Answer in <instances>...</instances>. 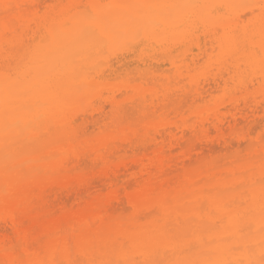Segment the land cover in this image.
<instances>
[{
  "label": "bare ground",
  "instance_id": "1",
  "mask_svg": "<svg viewBox=\"0 0 264 264\" xmlns=\"http://www.w3.org/2000/svg\"><path fill=\"white\" fill-rule=\"evenodd\" d=\"M87 1L0 0V264H264V126L251 133L264 119V93L254 96V79H233L228 68L264 65V0L249 23H220L222 68L193 82L189 102L168 100L169 76L151 51L142 54L153 62L126 48L113 54L117 65L76 67L127 33L107 16L61 37L44 73L6 63L4 45L32 31L41 4L46 22ZM204 37L192 42L193 64L215 42L214 31ZM132 57L152 68L133 66V75ZM152 82H162V100ZM93 90L101 101L81 107ZM218 90L239 95L212 100ZM128 105L140 113H125ZM45 197L48 210L35 211ZM29 216L45 222L27 226Z\"/></svg>",
  "mask_w": 264,
  "mask_h": 264
},
{
  "label": "rangeland",
  "instance_id": "2",
  "mask_svg": "<svg viewBox=\"0 0 264 264\" xmlns=\"http://www.w3.org/2000/svg\"><path fill=\"white\" fill-rule=\"evenodd\" d=\"M262 3L263 0H130L129 3L123 5L118 0H88L85 6L78 8L77 12H70L60 20L52 19L56 18L53 16L54 13L52 14V11L48 13L49 15L45 14V17H47L46 15L49 18L52 17L48 20L45 19L46 22H44V19L42 21V18H44V16L42 17L44 6L41 4L39 7L41 13H38L40 15L37 14L38 17L34 19L32 31H26V35L24 34L25 36L14 47L10 43L4 45V51L9 55L5 60L6 63L10 64L16 62L15 67L22 72H28L36 66L37 70L44 73V71H47V67H40V64H42L44 58L52 54L55 47L54 44H57L61 37L68 32L82 29L81 25L85 21L96 22L102 16H107L113 18L111 23L120 22L122 29L127 33L111 44L102 43L96 49H90L86 56L77 61L76 67L82 71L92 72L105 65L107 59H115L113 57L114 53L126 48H130L133 51V55L138 54L140 57L144 56L147 60H151L145 56V54L148 55L149 51H151L149 55L153 54L156 57V60L154 59L155 57L152 58L154 62H159L157 58L162 61L159 62L160 65L155 66L162 73L167 72L166 74L169 76V80L165 82L168 83L167 86L169 87L168 100H185L189 102L190 97L188 96L192 91L193 82L197 79L201 80L206 76H211L220 67L222 68L225 54L222 51L221 42L224 43L223 41L227 38V34L219 26L220 23L224 19H237L239 17L243 20L240 23H249L251 18L258 12V8L261 7ZM208 31H214L215 42L212 45H206L204 51L197 57L195 64H193L189 60V57L198 50L192 42L198 39V37V40L204 41V35H207ZM230 35H234V32H230ZM144 45H147V47L149 45L148 52L145 50ZM133 46L134 48H132ZM135 48H138L137 50L142 49V51L135 52ZM12 49L13 52H9ZM181 51L184 54H181ZM142 52L145 54L143 55ZM177 54H179L178 57H176ZM168 55L170 58L171 55L176 57L173 56L174 59H171L172 61L174 60V64H170L167 61L168 59L170 60ZM236 56L237 53H234L233 60ZM142 58L139 60L138 57V60L135 59L136 61H134V57H132L133 62L136 63H131V60L128 66L125 67L131 68L138 65L137 68L139 69H151L150 62H153V60L149 61L150 64H145L142 63ZM117 60L112 61L113 63L115 62L114 65H117ZM155 66L154 68H156ZM228 68L230 71L229 76H232L233 79L249 80L252 77L254 85L249 86L252 92H255L254 96L261 97L263 95L264 84L258 85L257 79L259 73L264 70V65L258 63L248 65L239 61L232 63ZM128 70H132V68ZM53 71H55V68ZM177 71L182 72L181 79L171 76ZM135 72L136 69H133L132 74L134 75ZM110 79V82L113 81V78ZM230 80V87L233 88L234 84ZM152 83V86L157 91V99L162 100V82ZM150 90L152 91L153 89ZM101 91L104 95H107L106 89H102ZM156 91L154 90V93ZM98 94V91L95 90L89 92L85 98L81 99L79 105L86 107L98 104L101 101L98 98ZM237 95H239V92L236 90H218L214 93L212 100L227 99L230 96ZM151 97L153 96H150V92L147 93L145 101L149 102ZM124 112L137 116L140 110L128 105ZM171 116L172 113L169 114V117ZM4 118L5 120L9 119L6 115ZM263 126L264 119L251 126V133L258 132ZM240 127L242 130H246L247 124L243 123ZM211 134H213V131ZM185 144H189V142H185ZM216 145V150L219 151L222 147L220 144ZM47 202V197L39 199L35 204L34 210L38 212L48 210ZM68 202H71V200ZM57 211L58 207H55L52 213H57ZM44 222L45 218L43 217L33 218L29 216L23 219V223L27 226H39ZM10 234L16 237L15 234Z\"/></svg>",
  "mask_w": 264,
  "mask_h": 264
},
{
  "label": "snow or ice",
  "instance_id": "3",
  "mask_svg": "<svg viewBox=\"0 0 264 264\" xmlns=\"http://www.w3.org/2000/svg\"><path fill=\"white\" fill-rule=\"evenodd\" d=\"M4 7H5V9H10L12 6L11 5H5Z\"/></svg>",
  "mask_w": 264,
  "mask_h": 264
}]
</instances>
